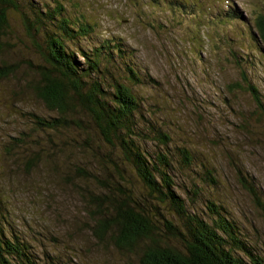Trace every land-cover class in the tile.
<instances>
[{"label": "trees", "instance_id": "16d2710c", "mask_svg": "<svg viewBox=\"0 0 264 264\" xmlns=\"http://www.w3.org/2000/svg\"><path fill=\"white\" fill-rule=\"evenodd\" d=\"M213 1L212 6L205 4L207 0L166 2L176 20L178 11L193 15L192 20L198 22L196 34L201 27L207 36L190 38L193 53L188 62L207 67L208 61L196 49L201 48L200 42L211 41L212 34L220 40L225 28L237 27L246 32L244 54L250 48L264 58V0L253 16L238 12L230 0ZM10 12L18 15L42 58V65L27 64L34 80H26V88L55 116L32 113L29 135L19 133L0 144V164L29 175L58 151L66 149L73 156L81 151L82 156L77 154L82 159L76 163L70 162L71 155L66 157L73 178L66 174L65 179L73 186H77L74 178L80 183L78 194L87 216L82 226L88 227L96 245L128 256L130 264H264V252L251 246L227 205L204 194L201 200L202 188L212 190L220 184L214 169L201 152L180 140L179 127L152 117V111H159L143 90L156 85L128 62L130 51L120 40L94 39V24L83 15L67 16L61 0H0V53L10 47ZM223 38L227 43L234 39ZM229 56L239 69L240 81L228 90L249 96L256 109L255 127L263 130L264 97L247 75L254 57L242 59L247 65L240 63L233 49ZM7 61H0V84L16 78L21 68ZM11 97L21 100V90ZM196 109L201 108L196 105ZM246 124L240 129L248 131ZM87 129L94 138L81 139ZM68 133L74 137L63 140ZM3 175L1 171L0 179ZM237 176L238 184L264 210L254 184L239 171ZM181 177L185 180L177 183ZM3 203L0 198V264H77V248L72 243L64 247L65 255L44 247L35 249L31 239L26 241L14 230ZM48 240L54 246L60 243Z\"/></svg>", "mask_w": 264, "mask_h": 264}, {"label": "rangeland", "instance_id": "374dc122", "mask_svg": "<svg viewBox=\"0 0 264 264\" xmlns=\"http://www.w3.org/2000/svg\"><path fill=\"white\" fill-rule=\"evenodd\" d=\"M61 1L67 16L76 19L83 15L94 24V39L120 40L125 50L130 51L128 62L141 68L146 80V74L152 78L156 86L143 90L159 111H152V117L156 115V119L166 121L167 125L179 127L182 130L180 140L201 152L218 177V188H202L205 190L200 195L201 200L204 194L227 205L234 221L249 237L251 246L264 252V210L237 182L239 171L254 184L259 201L264 205V129L255 127L253 118L256 116L252 115L256 109L249 96L239 90H228L240 81L239 69L230 62L229 52L233 49L240 63L248 65V61L242 59L254 57L247 75L264 97V58L250 48V52L244 54L242 37L246 32H241L238 27L235 30L225 28L227 32L220 35V40L214 34L211 41L202 40L201 48H196L208 61L207 67H202L188 62L193 53L189 49L192 46L190 38L201 34L203 38L207 36L201 32V27L196 34L198 22L192 20L193 15L178 11L176 20L171 7L166 4L169 0ZM214 2L207 0L205 4L212 6ZM230 2L238 12L253 16L263 0ZM9 17L7 43L10 47L0 53V61L15 62L21 68L16 78L11 77L0 84V144L19 133L29 135L32 113L39 117L55 116L26 88V80H34L27 64L42 65V58L33 48L32 38L21 27L18 15L10 12ZM226 35L234 39L227 43L223 38ZM19 90L21 100L11 97L12 92ZM196 105L201 109H196ZM248 117L252 119H246ZM245 120H248L247 124ZM243 124L249 126L248 131L240 129ZM71 137L74 135L68 133L63 140ZM77 138L92 139L94 135L87 129L81 133V139ZM78 151L75 152L82 156L83 153ZM70 153L66 149L58 151L29 175L0 164V172L4 171L0 179V198L5 200L4 209L10 211L13 229L20 231L26 241L31 239L30 244L38 249L44 247L65 255L64 247L68 245V248L71 243L76 245L77 264H130L128 256L109 246L96 245L88 227L82 226L87 216L78 194L80 183L74 178L78 187L73 186L65 179L66 174L73 178L67 169L69 163L82 158L77 153L74 156ZM68 155L72 156L69 163ZM184 180L181 177L177 183ZM184 185L189 187L185 182ZM50 237L60 243L52 245L48 240Z\"/></svg>", "mask_w": 264, "mask_h": 264}]
</instances>
